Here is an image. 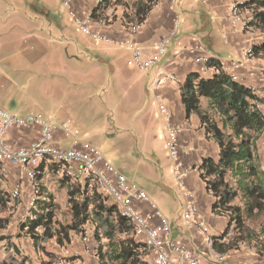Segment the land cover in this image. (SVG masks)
I'll return each instance as SVG.
<instances>
[{
    "label": "crops",
    "instance_id": "0c3cea01",
    "mask_svg": "<svg viewBox=\"0 0 264 264\" xmlns=\"http://www.w3.org/2000/svg\"><path fill=\"white\" fill-rule=\"evenodd\" d=\"M3 1L6 5L4 10L0 9V28L5 31L7 37L3 48L12 46V48L16 47L18 52H23L25 47H29L31 51L28 54L23 53L24 67L37 66L34 68L37 74L35 77L48 78L52 76L55 78L58 73H67L68 64L63 60V51L69 54L70 48L73 52L83 50L79 43L73 37L70 38L66 32L68 24H73L74 27L82 31L71 12H75L79 17H84L98 5V0H70V6L65 5V0H61L63 7L67 10L63 17L61 15L65 23L63 21L60 23L61 19L58 17H51V15L47 17L46 15L50 13L43 14L38 7H35L34 4L39 0H28L33 5L32 7L20 6L25 3L24 0ZM229 3L230 0H159L158 5L150 11L143 27L135 36V41L144 48L147 54H151L154 52V44L157 41L172 32L175 34L160 62L149 70H141L128 63L131 50L121 43L127 36L124 21L121 20L123 10L120 7H109L106 12L114 13L117 18L112 25L99 30L109 40H96L88 35L92 41L100 44L101 52L99 58L92 64V72L103 68H109L113 74L118 71L121 79L126 81L129 88L132 89L128 91V94L135 101L136 107L142 106V103L147 99V103L150 102L155 107L157 105L160 109V103L156 99V96L160 95L171 111L170 118L165 117L167 146L168 121L182 129L179 134V164L182 168L193 167L184 176L183 186H180L175 176L183 193L182 208L186 202L192 200L198 207V217L206 219L214 240L213 242L207 241L200 230L196 226H190L182 215L179 220H171L157 206L168 217L174 231V239L199 253L205 264H264V259L258 260L261 258L260 255L252 250L249 243H245L244 247L235 245L234 227L231 226L229 229L228 218L213 212L214 198L208 193L206 182L199 168L206 158L219 159V146L212 138L208 137L206 122H203L201 118V114L207 113L214 116V111L209 108L208 100L201 98L199 110L188 114L182 101V87L189 75L198 74L202 78L211 79L216 74L210 65L196 62L189 53V48L198 43L203 44L211 52L212 59L223 66L232 60L239 59L250 44L261 43L264 40V34L259 31L252 36L232 26L229 19ZM13 4L15 5L14 11L12 9L9 11L8 8H13ZM92 29L98 32L96 27L93 26ZM83 34L86 33L83 32ZM54 35H62L69 39L67 45L63 46L58 54L54 46L50 44ZM178 42L181 44L179 45ZM76 56L82 60L79 54ZM170 73L176 74L180 81L162 84L160 79ZM236 81L252 89L254 94L264 101V56L256 55L253 64L245 65L240 69ZM0 107L3 106L0 104ZM260 108L264 113V105ZM12 113L27 115L33 112ZM53 118L58 124L55 130L57 142L62 146H68L69 139L66 138L59 126L66 117ZM38 135L39 127L34 126L11 129L6 137L13 147H21L28 145ZM144 137L150 140L151 135ZM259 140V164L263 172L262 181L264 183V153L259 147ZM173 163L175 175L174 160ZM38 169L40 171L38 182L42 185L43 192L40 199L48 201L51 196L55 205L56 217L52 226L53 235L42 237V248L38 249L35 246L33 235L27 230L28 227L22 229V224L33 216L32 212L27 209L32 195V179L26 171L15 164H9L6 171L3 172L0 163V190L8 197V206H0V219H2L0 221V264H45L50 261L55 264L57 258L68 259L72 264H101L96 254L100 242L95 236L92 222L84 224L79 232L70 230L66 236L61 237V242L58 240L57 231L61 225L70 224L74 219L69 191L76 189L75 197H81L78 191L79 185H83V183L70 182L48 162L39 165ZM128 180L131 184L136 185L130 179ZM18 187L21 189V196L17 200H12L10 194ZM82 190L83 188L80 186V191ZM186 192L192 194L193 197H188ZM106 204L113 205L112 201L108 199H106ZM142 207L145 212H151L148 205L142 204ZM36 210L38 207L32 211ZM37 232L41 235L43 228L39 227ZM135 238L144 243V237L136 235ZM145 260L148 264H155L150 253L145 256Z\"/></svg>",
    "mask_w": 264,
    "mask_h": 264
},
{
    "label": "rangeland",
    "instance_id": "374dc122",
    "mask_svg": "<svg viewBox=\"0 0 264 264\" xmlns=\"http://www.w3.org/2000/svg\"><path fill=\"white\" fill-rule=\"evenodd\" d=\"M24 1L20 6H33L28 0ZM136 1L130 0L131 5ZM5 5L1 0L0 9L4 10ZM14 6L8 10L14 11ZM34 6L43 14L50 13L47 17L55 16L61 19L60 23H65L62 17L67 10L61 0H39ZM66 32L83 50L73 52L70 48L69 54L74 56L63 51L68 72L48 79L35 77L37 66L24 67L23 53L28 54L29 47L22 46L23 52L12 46L3 48L7 37L0 28L1 106L19 114L41 111L53 117L72 119L81 130L80 141L98 148L109 163L144 189L171 220L181 219L184 198L175 179L174 163L166 143V115L159 106L147 103V99L142 106L136 107L128 94L132 89L118 71L113 74L109 68H103L92 72V64L101 53L100 44L73 24L67 25ZM68 40L65 36L54 35L50 44L58 54ZM149 134L151 137L147 140L144 136ZM259 147L264 153V136L259 140ZM247 222L261 235L262 241V244L252 242L249 246L260 255L258 260L264 259V212ZM235 245L246 246L244 242Z\"/></svg>",
    "mask_w": 264,
    "mask_h": 264
},
{
    "label": "trees",
    "instance_id": "16d2710c",
    "mask_svg": "<svg viewBox=\"0 0 264 264\" xmlns=\"http://www.w3.org/2000/svg\"><path fill=\"white\" fill-rule=\"evenodd\" d=\"M155 1L159 0H137L132 6L130 0H102L91 15L100 18L109 7H120L123 10L122 21L145 22ZM244 9L252 12L251 25L264 34V0H246ZM115 18L117 16L113 13V20ZM256 52L264 56V40L257 45ZM208 65L221 68V64L213 59ZM201 98L208 100L209 108L215 113L214 116L201 114V118L206 122L208 137L220 149L218 160L206 158L199 168L207 191L214 198L213 212L228 218L229 229L233 226L235 230L234 242L262 244L261 235L247 222L264 212L263 172L258 153V140L264 135V113L258 106L262 100L252 89L238 83L223 70L211 79L198 74L189 75L182 87V101L188 114L199 110ZM52 165L59 171L56 165ZM40 187L42 195L41 184ZM78 192L81 197H75L76 189L69 191L74 219L58 229L59 242L70 230L79 232L84 224L92 222L100 242L96 254L101 264H148L145 256L149 251L145 243L135 238L132 224L119 209L115 205H107L106 199L86 183L79 185ZM0 206H8V197L2 190ZM36 207L38 210L32 211L33 216L22 224V229L28 227L36 248L41 249V238L53 235L56 217L53 198L49 196L48 201H43L39 197ZM39 227L43 228L41 235L37 232Z\"/></svg>",
    "mask_w": 264,
    "mask_h": 264
},
{
    "label": "built area",
    "instance_id": "2783aa9c",
    "mask_svg": "<svg viewBox=\"0 0 264 264\" xmlns=\"http://www.w3.org/2000/svg\"><path fill=\"white\" fill-rule=\"evenodd\" d=\"M102 0H98L100 3ZM246 0H230L229 19L233 27L242 32L254 36L258 30L251 25L252 12L244 9ZM155 1L153 8L158 5ZM65 5L70 6V0H65ZM82 31L91 35L96 40H109L99 30L104 29L114 22L113 13L106 12L100 18H94L91 12L84 17H79L71 12ZM127 36L121 43L131 50L128 63L141 70H149L157 65L165 55L168 45L171 43L175 32L162 37L154 44V52L147 54L144 48L135 41L144 22L134 23L124 21ZM96 27L98 32L93 31ZM180 45L181 42H178ZM260 43L250 44L237 60L221 66H211L216 73L220 70L228 73L234 80L238 79V71L245 65L253 64L256 59V48ZM194 60L208 65L212 59L211 52L201 43L188 49ZM162 84L177 83L180 78L173 73L166 74L160 79ZM160 110L170 118L171 111L165 104V100L157 95ZM264 105V101L258 102V106ZM39 127L38 137L26 146L13 147L7 140V133L14 128ZM60 128L67 139L68 146L60 145L55 136L58 127L55 119L42 112H33L27 115H18L0 107V163L3 172L9 164L20 166L32 179V195L27 209L29 212L37 206L41 193L38 182V167L44 162L58 167L62 176L72 183H86L91 190H96L105 199L112 201L121 214L132 224L133 232L137 236L144 237V243L152 255L155 264H205L203 257L182 242L174 239L173 229L168 217L157 207L150 195L137 185L131 184L127 176L116 169L103 156L102 152L94 145L79 140L81 130L72 119L66 118L60 123ZM168 149L175 162V176L180 186L184 185L183 179L193 167H185L179 164L180 145L179 134L181 128L168 121ZM18 187L10 194L12 200L21 196ZM188 197L192 194L186 192ZM142 204L151 209L145 212ZM182 217L190 226H196L207 241L213 242L214 237L210 233V227L206 219L198 217V207L192 201H188L182 208ZM55 264H72L68 259L57 258Z\"/></svg>",
    "mask_w": 264,
    "mask_h": 264
}]
</instances>
